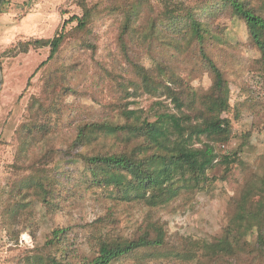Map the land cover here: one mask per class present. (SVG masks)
<instances>
[{"label":"trees","instance_id":"16d2710c","mask_svg":"<svg viewBox=\"0 0 264 264\" xmlns=\"http://www.w3.org/2000/svg\"><path fill=\"white\" fill-rule=\"evenodd\" d=\"M78 4L82 15L67 21H76L75 27L51 38L21 41L16 51L49 47L41 68L73 36L81 37L95 57L97 27L112 22L115 36L103 52H109L113 61L98 59L94 75L97 88L112 83L115 99L109 108L115 114L80 122L71 140L56 148L52 138L64 126V99L75 90L72 76L65 72L48 77L16 129L18 152L6 190L4 221L13 230L38 204L55 213L83 192L100 194L115 204L143 198L149 211L129 236L113 208L85 223V251L78 249L72 225H57L45 242L24 255L23 264H264V156L261 173L244 168L246 181L229 200V220L210 240L188 236L172 242L160 215L167 204L157 197L176 193V182L182 181L187 186L185 199L195 198L217 179L208 173L217 162L228 174L241 161L243 140L228 153L218 151L217 145L233 138V119L259 108L258 101L254 105L249 98L232 102V87L247 93L242 74H253L264 85V0H79ZM223 18L242 21L249 43L260 51V57L243 62L239 73L228 72L216 60L214 48L224 30ZM206 74L211 78L208 88L194 84ZM31 85L29 78L21 97ZM161 89L176 103L179 114L164 112L150 120L129 108L130 96ZM250 135L241 134L246 142ZM198 142L202 146L197 147Z\"/></svg>","mask_w":264,"mask_h":264},{"label":"rangeland","instance_id":"374dc122","mask_svg":"<svg viewBox=\"0 0 264 264\" xmlns=\"http://www.w3.org/2000/svg\"><path fill=\"white\" fill-rule=\"evenodd\" d=\"M79 0H0V264H23V257L32 253L38 244L45 242L46 237L57 225H72L74 241L80 251H85V230L82 226L104 215L110 208L117 211L121 229L126 236L134 233L149 211L145 201L137 203L115 204L104 199L100 194L83 192L77 199L68 202L64 209L50 213L38 204L27 216L11 230L4 221L7 203L6 190L13 173V164L18 152L16 129L27 116V105L33 96H39L48 77L62 75L65 72L72 76L74 93H68L64 99L62 115L64 126L53 136V145L61 148L71 140L77 125L84 121L101 120L112 117L113 109L109 104L115 99L111 82H104L97 88L94 70L98 59L111 63L109 52L103 48L114 39L116 26L105 22L97 27L100 36L97 42V55L91 56V50L83 44L81 37H69L58 55L40 68L50 54L49 47L31 48L28 52H17L21 41L38 38H51L70 30L77 22H67L73 15H82ZM96 1V0H88ZM98 1V0H97ZM224 29L214 50L216 60L228 72L239 73L243 62L260 57V51L248 41L245 24L238 19L223 18ZM114 49V47H111ZM110 48V49H111ZM151 65L150 60H145ZM181 74L186 77L187 72ZM242 81L248 91L243 94L240 88L233 85V98L257 100L259 108L244 111L242 118L233 119V138L226 145H217L220 152L228 153L243 140L244 152L241 161L235 164L232 171L225 174V165L217 162L208 173L216 176L208 190L200 191L195 198L185 199L183 192L185 182H176V193H158L157 197L165 201L167 207L160 211L165 223L168 237L179 243L183 237H203L209 240L220 234L230 216L229 200L238 194L246 181L243 170L262 172L264 156V85L253 74H242ZM32 78V85L21 97L26 84ZM195 85L208 88L211 78L206 74L202 80L193 81ZM248 94V95H247ZM129 108L135 109L143 119L155 120L164 112L180 111L172 98L159 90L157 93L139 91L128 98ZM232 114V113H231ZM251 133L250 141L242 139L241 134ZM206 140V138H203ZM197 147L202 143H196ZM225 176V179L222 177ZM155 264V263H151Z\"/></svg>","mask_w":264,"mask_h":264}]
</instances>
